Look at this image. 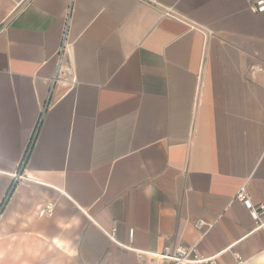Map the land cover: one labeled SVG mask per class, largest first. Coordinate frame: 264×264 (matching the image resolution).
I'll use <instances>...</instances> for the list:
<instances>
[{"label":"crops","instance_id":"1","mask_svg":"<svg viewBox=\"0 0 264 264\" xmlns=\"http://www.w3.org/2000/svg\"><path fill=\"white\" fill-rule=\"evenodd\" d=\"M241 186L264 205L251 0H0V264H264Z\"/></svg>","mask_w":264,"mask_h":264},{"label":"built area","instance_id":"2","mask_svg":"<svg viewBox=\"0 0 264 264\" xmlns=\"http://www.w3.org/2000/svg\"><path fill=\"white\" fill-rule=\"evenodd\" d=\"M251 7L255 12L264 11V0H251ZM62 50V49H61ZM235 199L242 202L249 210L251 216L257 221V227L262 226L264 222L260 221V216L264 214V205H254L244 186L239 187L235 194ZM206 226L210 228L212 224L198 219L196 227ZM147 257V264H216L215 256H205L198 252L196 245L179 246L174 249H166L164 251H139Z\"/></svg>","mask_w":264,"mask_h":264},{"label":"trees","instance_id":"3","mask_svg":"<svg viewBox=\"0 0 264 264\" xmlns=\"http://www.w3.org/2000/svg\"><path fill=\"white\" fill-rule=\"evenodd\" d=\"M26 157V156H25Z\"/></svg>","mask_w":264,"mask_h":264}]
</instances>
